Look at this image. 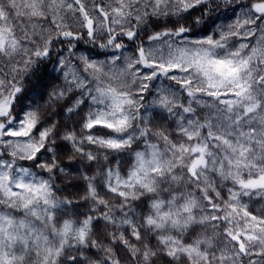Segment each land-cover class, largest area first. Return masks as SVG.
<instances>
[{"label":"snow or ice","instance_id":"snow-or-ice-1","mask_svg":"<svg viewBox=\"0 0 264 264\" xmlns=\"http://www.w3.org/2000/svg\"><path fill=\"white\" fill-rule=\"evenodd\" d=\"M161 261L264 264V0H0V264Z\"/></svg>","mask_w":264,"mask_h":264},{"label":"trees","instance_id":"trees-1","mask_svg":"<svg viewBox=\"0 0 264 264\" xmlns=\"http://www.w3.org/2000/svg\"><path fill=\"white\" fill-rule=\"evenodd\" d=\"M101 58H103V57H101ZM49 73H50V74H47V75L44 76V81H43V82H40L39 87L36 88V91H37V92H39V91H44V90H45V84H47V83H51V82H54V81H53V75H54V74H51V69H49ZM55 82H58V81H55ZM37 83H38V79H33L32 81L28 82V87H29V88H33V87H35V86L37 85ZM97 134H103V130H98V133H97ZM127 164H128V160L125 159L124 162H123L122 165H121L122 170H123L125 167H127ZM72 192H73V193H76V194H80V193H81V189H80V188H73V189H72ZM102 194H103V193H102ZM260 206H261L260 203H257V204L255 205V207H257V208H259ZM79 210H80V211H85L86 209L83 208V207H81ZM125 234L127 235V233H125ZM117 252H118L119 255H121V257L124 256V253L121 252L119 249H117ZM90 254H91V253H90ZM158 264H166V262L161 261V262H158Z\"/></svg>","mask_w":264,"mask_h":264}]
</instances>
